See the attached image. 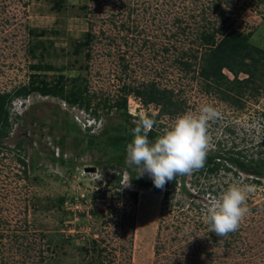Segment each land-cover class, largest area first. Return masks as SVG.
I'll return each instance as SVG.
<instances>
[{
	"label": "rangeland",
	"instance_id": "obj_1",
	"mask_svg": "<svg viewBox=\"0 0 264 264\" xmlns=\"http://www.w3.org/2000/svg\"><path fill=\"white\" fill-rule=\"evenodd\" d=\"M55 1L0 0V93L37 74L80 90L96 113L36 93L11 104L0 152V264H264V179L256 183L253 174L223 163L214 174L181 175L183 189L178 178L165 199L164 189L123 186L130 167L112 168L109 147L84 149L86 134L104 141L112 134L105 130L124 125V110L112 106L125 96L130 122L154 119L161 133L177 116L211 106L218 115L208 122L206 155L221 149L263 160L264 83L235 106L198 73L202 32L250 33L249 42L264 50V0ZM77 42L85 43L78 53ZM38 63L51 69L37 73L31 66ZM149 83L172 91L182 109L159 116L160 107L128 90ZM235 182L254 189L249 211L237 231L218 237L206 205Z\"/></svg>",
	"mask_w": 264,
	"mask_h": 264
},
{
	"label": "trees",
	"instance_id": "obj_2",
	"mask_svg": "<svg viewBox=\"0 0 264 264\" xmlns=\"http://www.w3.org/2000/svg\"><path fill=\"white\" fill-rule=\"evenodd\" d=\"M59 6L60 0L54 2V6ZM220 35V38L216 40V36ZM250 33L244 34L237 30H229L222 32L221 30H212L211 32H202L200 34V45L205 49L199 60V73L198 75L204 81V84L208 88H213L215 91L221 93V99L229 102L232 105L237 106L240 104V99L245 94V91H251V93H258V90L264 83V50L251 44L249 39ZM38 43V42H37ZM43 44H34L30 50L31 57L36 58L37 47H42ZM85 43H75V52L84 46ZM43 50V48H42ZM41 53V52H40ZM196 59V58H194ZM180 64L189 68L191 65L186 62H180ZM31 69L35 72L49 71L51 68L47 65L40 63L31 66ZM227 70L233 75V79L229 80L222 72ZM239 74H244L247 77L243 80H238ZM136 98L140 99L144 105L154 104L160 107L159 116L161 115H175L182 108L181 105L173 100L174 94L167 89H159L154 83H149L137 88H129ZM36 93L43 97H54L66 103L68 106L83 107L86 111H91L95 115V111L91 109L90 99L82 97L81 91H73L65 89L63 84L54 82H47L40 80L39 76L35 74L31 77V80L26 84H20L13 88L9 92L0 93V152L4 148L3 140L9 136L12 126L11 120V104L15 100H25L31 94ZM126 97L122 96L112 107H118L124 110L125 120L124 125L113 127L110 131L105 130L104 134L112 132L107 135L104 141L98 140V136H90L86 134L87 144L85 148H91L93 146L109 147L111 149L112 156L108 159L111 167L122 166L124 170L128 168L125 163L126 145L132 140L131 130L136 126L130 122L131 117L127 113ZM67 130H73V124L67 121ZM161 134L154 125L153 129L148 132V138L150 141H154L155 138ZM98 140V141H97ZM63 141V140H62ZM61 141V142H62ZM96 141V142H95ZM79 143V142H78ZM21 142L17 144V147H21ZM79 144H77L78 146ZM37 154L33 155L32 162H34ZM52 159H55L52 157ZM22 165H25L23 159H19ZM61 164H66L63 160H60ZM223 163H229L235 166L237 169L251 173L257 177L256 183H260L261 179H264V159L259 160L257 163L254 160H245L239 153L223 152L221 149L212 155H206L203 166L198 169L200 173L214 174L217 173ZM260 166V168H258ZM137 166L133 165L129 168L130 182L143 187L154 188L153 182L146 181L143 177L136 173ZM181 175H177L173 181L168 182L165 185L164 198L168 199L175 190ZM119 179V177H118ZM182 179V189L184 187ZM184 192V191H183ZM131 197L136 199V193L131 192Z\"/></svg>",
	"mask_w": 264,
	"mask_h": 264
},
{
	"label": "clouds",
	"instance_id": "obj_3",
	"mask_svg": "<svg viewBox=\"0 0 264 264\" xmlns=\"http://www.w3.org/2000/svg\"><path fill=\"white\" fill-rule=\"evenodd\" d=\"M217 115L211 106H203L199 114H181L154 141L149 140L148 132L155 120L145 117L134 121L136 126L131 130V142L126 145L125 163L139 167L140 174L147 173L156 188L165 190V185L177 175L190 174L203 166L210 146L208 122ZM130 179L123 186H129ZM253 190L252 186L235 182L219 197L212 198L206 205L210 231L218 237L237 231L249 211L247 198Z\"/></svg>",
	"mask_w": 264,
	"mask_h": 264
},
{
	"label": "bare ground",
	"instance_id": "obj_4",
	"mask_svg": "<svg viewBox=\"0 0 264 264\" xmlns=\"http://www.w3.org/2000/svg\"><path fill=\"white\" fill-rule=\"evenodd\" d=\"M236 173V172H235Z\"/></svg>",
	"mask_w": 264,
	"mask_h": 264
}]
</instances>
